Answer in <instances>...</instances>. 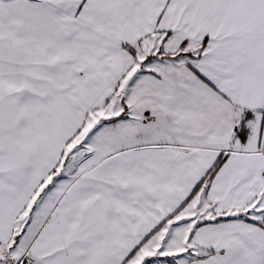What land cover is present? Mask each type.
<instances>
[{
  "label": "snow or ice",
  "instance_id": "6c2138e0",
  "mask_svg": "<svg viewBox=\"0 0 264 264\" xmlns=\"http://www.w3.org/2000/svg\"><path fill=\"white\" fill-rule=\"evenodd\" d=\"M0 264H264V0H0Z\"/></svg>",
  "mask_w": 264,
  "mask_h": 264
}]
</instances>
